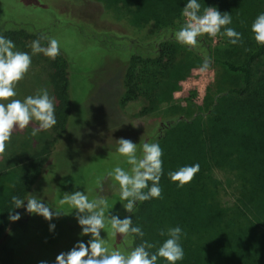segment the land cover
<instances>
[{
    "label": "trees",
    "instance_id": "1",
    "mask_svg": "<svg viewBox=\"0 0 264 264\" xmlns=\"http://www.w3.org/2000/svg\"><path fill=\"white\" fill-rule=\"evenodd\" d=\"M97 1L105 3L116 19H124L134 28L146 27L150 19L155 21L157 38L125 46L127 68L121 99L124 108L142 102L136 117H155L161 112V105L173 103L180 76L190 70L189 62L203 59L200 53L207 50L201 42L200 48L194 50V58L189 54L193 51H187L171 37L170 30L179 28L175 22L187 0ZM208 1L199 0L203 6ZM212 2L231 14L236 30L244 19V11L252 5L258 6L256 0ZM240 33L243 42L236 46L227 43L225 52L229 56L239 54L242 63L219 59L216 62L231 74L239 75L241 85L214 97L205 112L192 104V95L188 107L174 106L176 117L161 122L151 137V142H158L164 153L162 198L140 204L132 214L133 224L140 225L145 233L143 239L156 247L166 239L160 235L161 231L180 226L185 256L178 264H264V70H261L264 47L257 46L250 29ZM0 35L13 40L17 50L29 53L33 40L40 38L46 47L49 38L37 27L16 21L4 23ZM69 61L61 49L55 59L43 54L32 58L31 67L47 71L57 123L50 134L45 131L36 138L43 143L40 151H31L27 145L23 148L26 154L19 157L18 181L0 212V241L9 229L13 232L24 222L21 209L13 212L20 213L19 221L8 220V212L13 208L11 197L29 198L52 146L67 134L72 111ZM33 81L35 87H41L39 77L35 76ZM196 163L200 170L189 184L177 187L170 181L169 172ZM217 172L225 175L226 185L233 191L232 202L224 200L225 182L218 178ZM139 243L141 239L136 238L134 244ZM120 245L124 248L125 241L120 240ZM158 264L166 262L160 259Z\"/></svg>",
    "mask_w": 264,
    "mask_h": 264
},
{
    "label": "rangeland",
    "instance_id": "2",
    "mask_svg": "<svg viewBox=\"0 0 264 264\" xmlns=\"http://www.w3.org/2000/svg\"><path fill=\"white\" fill-rule=\"evenodd\" d=\"M256 3L258 6L244 9L245 16L236 26L237 31L250 29L255 17L264 12V0H256ZM206 5L224 12L212 0ZM206 5H201L202 11ZM15 21L33 25L47 37L57 39L60 49L70 60L72 111L68 131L52 146L43 173L30 194L67 215L52 220L56 228L54 232H49V222L21 208L24 222L13 232L9 229L1 238L0 264H40L41 261L54 264L58 254L69 251L77 240L87 241L89 238L79 235L81 229L74 218L75 213L70 214L72 210L67 205L59 204L64 193L88 189L90 198L104 196L109 206L114 205L112 214L123 218L127 213L117 202L118 189L113 188L112 181L105 176L117 163L128 167L115 154L116 140L125 138L138 144L151 142L158 125L176 117L174 106L187 108L192 95V104L205 112L208 102L214 97L241 85L240 76L228 72L216 59L230 60L237 65L243 59L239 54H226L227 38L202 37L201 42L207 50L200 53L203 59H190V70L180 76L173 103L161 105V112L155 117L139 118L136 113L141 109L142 102L131 103L126 108L121 106L127 68V56L123 51L127 49V44L131 46L132 42L141 43L158 37L153 19L144 25L146 27L134 28L124 19H116L105 3L97 0H0V27ZM184 22L185 18L181 15L175 24L180 27ZM189 54L195 58L194 51ZM205 56L210 67L201 72L200 65ZM261 70L263 72L264 68ZM35 76L41 79V87L33 84ZM21 83L15 98L23 99L40 88L47 89L54 97L47 71L42 67H31ZM36 129L38 125L32 123L24 130L14 131L5 151L0 153V212L9 191L18 181L19 157L26 154L24 146L27 145L31 151L41 150L43 143L36 138L39 139L45 131ZM47 131L50 134L52 128ZM27 141L29 144H26ZM216 175L226 181L223 173L217 172ZM98 180L102 181L101 189H97ZM225 187L223 198L232 202L233 191L226 182ZM105 231L109 233L106 237L109 247L123 249L119 237H112L110 228ZM102 236L106 234L102 233Z\"/></svg>",
    "mask_w": 264,
    "mask_h": 264
},
{
    "label": "clouds",
    "instance_id": "3",
    "mask_svg": "<svg viewBox=\"0 0 264 264\" xmlns=\"http://www.w3.org/2000/svg\"><path fill=\"white\" fill-rule=\"evenodd\" d=\"M181 15L185 22L177 29L170 30L172 39L184 46L187 51L200 48L201 38L217 36L227 38V43L233 46L243 42L242 33L234 27L232 16L228 12H220L216 7L201 8L199 0H187ZM250 31L252 39L257 46L264 47V12L259 13L253 20ZM47 46H42L41 39L31 42V52L17 50L15 42L0 35V153L5 151L6 145L11 141L16 130H24L32 123L38 125L36 130L47 131L56 123L55 103L47 89H40L33 95L23 99L17 97V86L28 75L32 58L37 54L55 59L60 53V43L55 38H46ZM210 63L205 56L200 65V71L209 69ZM35 131V130H34ZM115 154L122 158L128 167H121L117 163L105 174L112 181L113 188L118 189L119 202L127 213L123 218L119 214H112L113 206H109L108 199L97 195L90 198L89 190H75L64 193L60 198V205H67L75 213L74 218L81 229V237H89L87 241L77 240L67 252H61L55 258L54 264H158L163 259L166 264H178L183 261L185 252L181 240L184 235L180 226L170 227L161 236L166 239L156 247L144 240L145 235L140 225H134L132 214L138 206L146 201L162 198L160 180L163 175V150L158 142L134 143L130 139L116 140ZM198 163L185 165L176 171L168 173L171 182L177 187L189 184L199 172ZM102 188V181H97V189ZM25 201L27 202L25 204ZM13 208L8 220L19 221V212L13 214L15 209L24 208L30 215H37L49 222V232H54L56 225L52 220L64 211L51 207L36 195L23 199L12 196ZM110 228L112 237L125 241L123 249L115 246L109 247L106 237ZM105 233L106 236H102ZM136 238L141 243L134 244ZM156 248L155 251H150ZM40 264H48L41 261Z\"/></svg>",
    "mask_w": 264,
    "mask_h": 264
}]
</instances>
